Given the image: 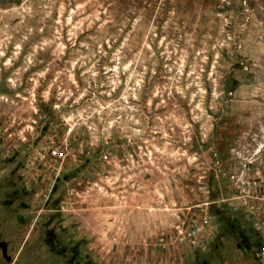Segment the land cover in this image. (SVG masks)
Wrapping results in <instances>:
<instances>
[{"label": "rangeland", "instance_id": "obj_1", "mask_svg": "<svg viewBox=\"0 0 264 264\" xmlns=\"http://www.w3.org/2000/svg\"><path fill=\"white\" fill-rule=\"evenodd\" d=\"M0 264H264V0H0Z\"/></svg>", "mask_w": 264, "mask_h": 264}, {"label": "built area", "instance_id": "obj_2", "mask_svg": "<svg viewBox=\"0 0 264 264\" xmlns=\"http://www.w3.org/2000/svg\"><path fill=\"white\" fill-rule=\"evenodd\" d=\"M210 224L211 219L208 215L202 217V219L196 222L192 227L181 231L179 242L181 244H186L188 247L199 248L206 251L208 245L206 235Z\"/></svg>", "mask_w": 264, "mask_h": 264}]
</instances>
